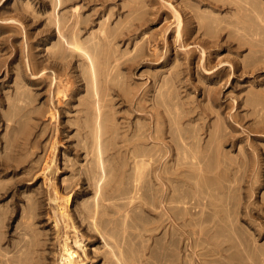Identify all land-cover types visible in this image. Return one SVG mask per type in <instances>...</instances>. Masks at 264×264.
I'll list each match as a JSON object with an SVG mask.
<instances>
[{"label":"rangeland","instance_id":"rangeland-1","mask_svg":"<svg viewBox=\"0 0 264 264\" xmlns=\"http://www.w3.org/2000/svg\"><path fill=\"white\" fill-rule=\"evenodd\" d=\"M87 1L0 0V264H264V0Z\"/></svg>","mask_w":264,"mask_h":264},{"label":"bare ground","instance_id":"bare-ground-1","mask_svg":"<svg viewBox=\"0 0 264 264\" xmlns=\"http://www.w3.org/2000/svg\"><path fill=\"white\" fill-rule=\"evenodd\" d=\"M258 1V0H257ZM87 2H89V0L87 1ZM91 2V1H90ZM208 2H209V0H208ZM224 2V1H223ZM212 3V2H211ZM129 5V4H128ZM140 5V4H139ZM139 5H137V6H139ZM211 5V4H210ZM216 5V4H215ZM231 5V4H230ZM217 6H219V4L217 5ZM190 7H192V6H190ZM141 9H144V8H141ZM264 9V8H263ZM238 12H241L242 13V15H243V13H248V15H249V17H251V16H253V15H255L257 12H258V6H257V2H256V0H253L252 2H250V0H249V2H245V5H240L239 7H238ZM237 12V11H236ZM240 13V14H241ZM195 14V13H194ZM234 14V13H233ZM237 14V13H236ZM199 17V16H198ZM245 18V17H244ZM239 19V18H238ZM243 20V19H242ZM241 23H246V22H240V25H241ZM133 24V23H132ZM237 24H239V23H237ZM202 25H204V24H202ZM206 26V25H205ZM243 26H246V24L245 25H243ZM180 27V26H179ZM203 28V27H202ZM78 29V28H77ZM225 29V28H224ZM180 30V29H179ZM206 30V29H205ZM61 31V30H60ZM59 31V32H60ZM109 31V30H108ZM123 31V30H122ZM226 31V30H225ZM179 32V31H178ZM60 34V33H59ZM80 34V33H79ZM179 34V33H178ZM61 35H62V33H61ZM106 35H107V33H106ZM247 36H249V35H247ZM253 36V35H252ZM252 36H251V38H252ZM108 37V36H107ZM178 37H180V34L178 35ZM250 37V36H249ZM62 38V37H61ZM70 38V37H69ZM74 38H76V39H78L79 38V35H77V36H74ZM98 38V37H97ZM247 38V37H246ZM254 38V37H253ZM252 38V39H253ZM73 39V38H72ZM104 39H105V37H104ZM65 40H68V39H65ZM105 40H107V38L105 39ZM232 40V39H231ZM69 41V40H68ZM98 41H100V40H98ZM72 43H74V41L72 42ZM81 43V42H80ZM68 44V43H67ZM242 44V43H241ZM72 46H74V44H71ZM239 45V44H238ZM68 46V45H67ZM77 46H78V48H79V50H81L80 51V53L81 52H83L85 55H86V57H87V59H88V64H89V67H90V70H91V74H92V85H93V88H94V90H95V92L97 91V85H98V77H97V71H96V65H95V61H94V58L92 57V55L88 52V51H86L85 49H83V48H81L79 45H77V43H76V48H77ZM70 47V46H69ZM71 49L73 48V47H70ZM74 48H75V46H74ZM252 49V48H251ZM250 49V50H251ZM78 50V51H79ZM71 52V51H70ZM73 53V52H72ZM108 54V53H107ZM252 54H255V53H252ZM75 55V54H74ZM157 55V54H156ZM83 56V55H82ZM127 56V55H126ZM125 56V57H126ZM116 57H118V56H116ZM61 59V58H60ZM66 59V58H65ZM64 59V60H65ZM114 61H116V60H114ZM262 63V62H261ZM87 64V65H88ZM86 65V66H87ZM244 66H246V64L244 65ZM179 67V66H178ZM104 68V67H103ZM107 68V67H106ZM246 69V68H245ZM251 69H249L248 68V71H250ZM99 71V70H98ZM247 71V69L245 70V72ZM252 71V70H251ZM250 71V72H251ZM103 73V72H102ZM246 74V73H245ZM176 76H177V74H176ZM113 81V80H112ZM164 81V80H163ZM124 84V83H123ZM169 84V83H168ZM108 87H110V86H108ZM116 88V87H115ZM118 88V87H117ZM172 88V87H171ZM26 89V88H25ZM24 90V89H23ZM109 90V89H108ZM116 90V89H115ZM119 90V89H118ZM160 90V89H159ZM110 92V91H109ZM94 93V92H93ZM259 94V93H258ZM110 95V94H109ZM108 95V96H109ZM118 95V94H117ZM253 95H254V93H253ZM256 95V94H255ZM260 95V94H259ZM96 96H97V94H96ZM105 96V95H104ZM8 97V96H7ZM258 97V96H257ZM104 98V97H103ZM264 98V97H263ZM113 99H115V98H113ZM262 99V98H261ZM145 102V101H144ZM113 103V102H112ZM29 104V103H28ZM187 104V103H186ZM89 105V104H88ZM101 105V104H100ZM155 106V105H154ZM168 106V105H167ZM170 106V105H169ZM155 107H157V106H155ZM89 108V107H88ZM101 108L102 107H100V108H98V110H99V112H100V114H101ZM105 108H106V106H105ZM158 108V107H157ZM207 108H209V107H207ZM145 109V108H144ZM210 109V108H209ZM196 110V109H195ZM97 111V110H96ZM145 111V110H144ZM108 112V111H107ZM111 112V111H110ZM190 112V111H189ZM212 112V111H211ZM157 114V113H156ZM155 114V115H156ZM199 114V113H198ZM113 115V114H112ZM157 116V115H156ZM158 116H159V114H158ZM54 117V116H53ZM97 117V116H96ZM100 117V116H99ZM107 117V116H106ZM154 117V116H153ZM219 117V116H218ZM112 118V117H111ZM155 118V117H154ZM246 118V117H245ZM97 119H98V117H97ZM97 119H96V121H97ZM219 119V118H218ZM158 118H156V123H155V126H153L154 127V131H153V129H152V131L154 132L151 136L150 135H146V136H149L150 138H151V141H152V143H160L161 141H162V143H163V138H161L160 137V135H159V129H158ZM98 122V121H97ZM256 122V121H255ZM104 123V122H103ZM262 123V122H261ZM101 124V123H100ZM108 124V123H107ZM106 124V125H107ZM110 124V123H109ZM257 124H258V122H257ZM98 125V124H97ZM99 126V125H98ZM100 127L102 128V126L100 125ZM153 127H151V128H153ZM163 127V126H162ZM101 128H100V130H101ZM106 128V127H105ZM99 129V128H98ZM104 129V128H103ZM135 129V128H134ZM96 130H97V128H96ZM151 130V129H150ZM150 130H149V133H150ZM97 133H99V132H97ZM96 133V134H97ZM101 133V132H100ZM99 133V134H100ZM112 134V133H111ZM146 134V133H145ZM98 135V134H97ZM101 136H102V134H100ZM113 136V135H112ZM98 138H100L101 139V137H98ZM106 138V137H105ZM132 138H133V136H132ZM145 138V137H144ZM146 139H148V137H146ZM145 139V140H146ZM110 140V139H109ZM124 140V139H123ZM137 140V139H136ZM150 140V139H149ZM125 141V140H124ZM127 141V140H126ZM146 144L147 143H149V142H145ZM160 144H158V146H159ZM124 146V145H123ZM134 146V145H133ZM156 146H157V144L155 145V148H156ZM157 146V147H158ZM163 146V145H162ZM164 147V146H163ZM166 147V146H165ZM164 147V148H165ZM98 148H99V146H98ZM135 148V147H134ZM95 149V148H94ZM137 149V148H136ZM136 149H134V150H136ZM99 150H100V148H99ZM121 151V150H120ZM99 152H101V151H99ZM110 153V152H109ZM133 153H137V151H134ZM100 154V153H99ZM103 154H101L100 156L101 157H103L102 156ZM129 155V154H128ZM137 155V154H136ZM136 155H134V157L136 156ZM158 155V150H155V151H149V152H142V153H140L139 155H137L136 157H145V156H157ZM131 160V159H130ZM104 166V165H103ZM103 168H105V167H103ZM103 179V178H102ZM101 179V180H102ZM99 182V181H98ZM94 183V182H93ZM96 184V183H95ZM105 184V183H104ZM120 184V183H119ZM98 185V184H97ZM99 186V185H98ZM102 187H105V186H102ZM95 189V188H94ZM101 189V188H100ZM118 192V191H117ZM173 195V194H172ZM122 197V196H121ZM66 253H67V251H66ZM70 253V252H69ZM68 253V254H69ZM70 264H78L77 262H76V260H75V256H73V255H70ZM66 259H68V257L66 258ZM21 260V259H20ZM79 262V261H78Z\"/></svg>","mask_w":264,"mask_h":264}]
</instances>
